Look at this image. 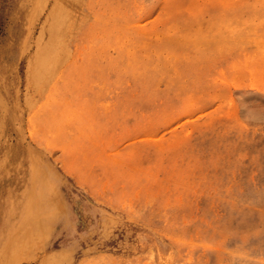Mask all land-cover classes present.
<instances>
[{"label": "rangeland", "instance_id": "obj_1", "mask_svg": "<svg viewBox=\"0 0 264 264\" xmlns=\"http://www.w3.org/2000/svg\"><path fill=\"white\" fill-rule=\"evenodd\" d=\"M0 264H264V0H0Z\"/></svg>", "mask_w": 264, "mask_h": 264}, {"label": "bare ground", "instance_id": "obj_2", "mask_svg": "<svg viewBox=\"0 0 264 264\" xmlns=\"http://www.w3.org/2000/svg\"><path fill=\"white\" fill-rule=\"evenodd\" d=\"M258 245V244H257ZM254 250V249H253Z\"/></svg>", "mask_w": 264, "mask_h": 264}]
</instances>
